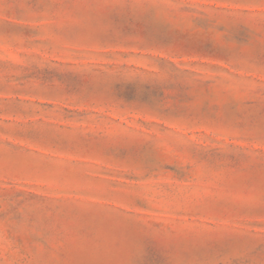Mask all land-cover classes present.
<instances>
[{"label": "rangeland", "instance_id": "1", "mask_svg": "<svg viewBox=\"0 0 264 264\" xmlns=\"http://www.w3.org/2000/svg\"><path fill=\"white\" fill-rule=\"evenodd\" d=\"M0 264H264V0H0Z\"/></svg>", "mask_w": 264, "mask_h": 264}]
</instances>
